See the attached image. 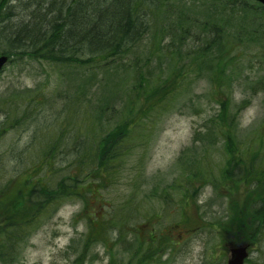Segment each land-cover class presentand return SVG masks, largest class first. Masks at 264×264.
<instances>
[{
    "label": "trees",
    "instance_id": "1",
    "mask_svg": "<svg viewBox=\"0 0 264 264\" xmlns=\"http://www.w3.org/2000/svg\"><path fill=\"white\" fill-rule=\"evenodd\" d=\"M199 4L0 0V55H7L10 64H46L61 84L74 81V90L61 91L66 94L61 107L45 106L42 97L47 94L40 88L0 99V264L16 263L20 244L73 200L81 202L74 216L84 213L82 254L96 244L106 248L110 240L107 264H122L114 248L127 254L125 264H160L151 255L161 259L177 253L178 242L168 232L182 223L183 209L195 198L199 182L212 187L208 208L228 204L199 229L219 225L229 230L228 244L243 243L251 254L255 248L259 253L245 264H264V122L241 139L238 121L251 99H234L235 87L243 82L251 97L264 91V5L252 0ZM32 25L45 29L33 47L21 43ZM249 48L251 58L245 54ZM255 59L259 69L253 72ZM110 72L113 89L92 102L89 93L96 80ZM202 80V96L216 110L181 151L176 161L180 173L143 196L155 200L159 209L145 213L135 188L123 201L108 199L105 194L117 183L126 160L144 150L165 112L186 100L185 108L198 115L200 107L194 106L202 105L201 95L193 97L192 92ZM22 131L28 141L18 149L14 142ZM205 142L219 145L223 167L211 162L209 146L200 147ZM19 179V188L9 194ZM235 182H242L249 194L241 206L233 204L229 191L224 194ZM163 215L165 220L173 217L164 228L159 226Z\"/></svg>",
    "mask_w": 264,
    "mask_h": 264
},
{
    "label": "rangeland",
    "instance_id": "2",
    "mask_svg": "<svg viewBox=\"0 0 264 264\" xmlns=\"http://www.w3.org/2000/svg\"><path fill=\"white\" fill-rule=\"evenodd\" d=\"M185 1L187 4H191V0ZM199 3L200 0H193V6L197 7L200 5ZM252 53L253 49L249 48L245 54L251 58ZM243 54V52L237 53L238 56ZM251 66L253 72L257 71L259 69L258 60H253ZM261 70L264 71V65ZM118 75H120V72H118ZM253 76L252 73L251 77ZM114 79L113 73L110 72L101 75L96 80L94 91L91 90L89 93L92 102L101 95H104V97L108 95V92L113 89ZM61 81L62 79H58L52 68L46 64L27 61L15 62L6 66L4 71L0 73V99L6 98L8 95L18 96L20 92L33 93L40 88L47 94V96L42 97L45 106L49 107L50 104L55 103V108L61 107L60 100L66 95L62 94L61 91L70 92L74 90V81H64L62 84ZM205 90L206 84L202 80L192 92L193 97L201 95L202 105L196 103V106H194L200 107L198 115L192 114L193 110L185 108L187 105L185 100L181 101L176 109L169 110L160 117L154 125L150 142L142 146L144 150L138 151L137 155L126 160L117 183L113 185L108 194H105L108 199L123 201L135 188V191L138 192L136 201L139 204H144L145 213L155 212L159 209V205L155 200L153 202L147 198L144 200L143 196L155 187H164L175 178L176 174L180 173L176 165L177 158L181 151L190 146L191 141L195 138V135H193L194 130L199 129V125H203L216 110V107L210 105L202 96ZM53 95L58 99H55ZM245 98H250L251 103L240 114L238 121V131L241 139L246 138V134H249L261 119L264 122V91L251 97L250 91L247 90V86L243 82L235 87L234 99L238 102ZM27 141V132L22 131L14 143H17L16 148L20 149ZM208 146L209 143L207 142L200 143L201 148ZM209 148L213 151L211 162L214 166L223 167L225 159L218 152L219 145H211ZM18 154L16 153L14 156L17 157ZM15 163H18V161L11 162L10 166ZM19 184L20 179L12 184L7 192L15 194ZM196 186L198 192L195 198L189 199L183 209L184 219L181 221L182 223H178L179 225L175 229L168 232L171 234V238L178 242V246L175 248L177 253L172 255L170 252L161 259L151 255L152 262L158 260L160 264H225L228 258L225 248L228 245L227 239L231 234L230 231L221 229L219 225L211 231L200 230L199 228L207 220L212 219L211 215L213 217L217 216L218 213H222L223 208H226L228 204L225 203L221 207L214 205L212 208H208L206 205L213 198L211 185L199 182ZM225 189L224 194L229 191L228 195L233 204L236 203L239 206L249 196V194L243 192L246 188L242 182H235L232 186H226ZM91 202L94 203L93 198ZM80 209L81 202L79 200L66 202L48 222L41 225L20 244L18 261L14 264H107L111 255L112 242L110 240L107 241L106 248L96 244L90 250L86 249V253L82 254V240L85 231L82 215L84 213L74 216ZM90 209L85 214H88ZM214 212L215 215L212 214ZM164 215L159 222V226H163V228L173 218L171 216L172 218L165 220ZM176 219L178 218L176 217ZM141 235L143 236L144 233L141 232ZM112 251H114L117 261L125 264L127 254H122L120 248H114ZM258 254L255 248L250 258H254ZM163 260H165L164 263Z\"/></svg>",
    "mask_w": 264,
    "mask_h": 264
},
{
    "label": "water",
    "instance_id": "3",
    "mask_svg": "<svg viewBox=\"0 0 264 264\" xmlns=\"http://www.w3.org/2000/svg\"><path fill=\"white\" fill-rule=\"evenodd\" d=\"M262 5H264V0H254ZM7 57L2 55L0 56V70L6 64ZM230 257L227 261V264H243L245 258L247 257L246 246L236 245L230 248Z\"/></svg>",
    "mask_w": 264,
    "mask_h": 264
},
{
    "label": "bare ground",
    "instance_id": "4",
    "mask_svg": "<svg viewBox=\"0 0 264 264\" xmlns=\"http://www.w3.org/2000/svg\"><path fill=\"white\" fill-rule=\"evenodd\" d=\"M112 3H108V6H111ZM11 16L14 18L15 17V13L13 11H11ZM36 28V29H35ZM34 30V31H32ZM43 31H45V29H39L36 26H31L29 27V29L26 31V35L25 37L22 38L21 43L22 44H27L31 47H33L35 45V43H38V41L41 39L42 35L44 34Z\"/></svg>",
    "mask_w": 264,
    "mask_h": 264
}]
</instances>
